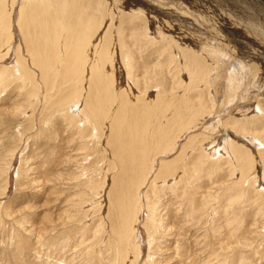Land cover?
<instances>
[{"label": "rangeland", "instance_id": "1", "mask_svg": "<svg viewBox=\"0 0 264 264\" xmlns=\"http://www.w3.org/2000/svg\"><path fill=\"white\" fill-rule=\"evenodd\" d=\"M26 1L28 0H0V264H133L137 252V264H149L147 263L148 259L155 260L157 264H264V145L255 141L250 134L255 131H244V135L241 134L243 130L239 129L242 123L232 125L235 120L247 121L245 126L250 127L257 125L259 128L264 125V117L260 122L256 121V125H250L253 123L254 115L251 112L252 108L257 112L256 101L263 102L264 100V80L260 88L257 89V93L250 98V103L252 106L254 105L248 109L250 111L247 110V104L245 107L243 106L244 109L239 106L231 113L236 117L229 118L227 112L230 110L225 109L228 105L224 104L227 91H224L221 78L214 79L211 87L217 91L219 89L218 96L223 100L219 97V102L215 104L214 112L209 117L195 119L193 124H190L192 129L189 126L188 129L175 131L173 124L170 125L173 128H167L172 134L170 143L179 137V142L177 141L176 145L178 147L173 148V152L154 153L151 147L160 145L161 139L150 135L157 133L167 122L171 123L173 114L170 112L171 109L165 111L161 116L162 111L159 108L163 107L162 100L176 98V100H180L178 105H183L182 99L185 97H190L195 102L198 98H208L206 97L207 89L203 83L195 85L198 89L194 90L193 88L192 91H189L191 89L188 85L190 78L188 71L184 68L183 59L182 65L178 67L176 66L178 62H169L167 57L170 53L175 54L176 51L183 52V54L196 52L199 55H208L209 58L213 55L218 56L215 54L219 49L218 43H224L223 39L229 40V37L233 42L238 41L242 46L241 49L245 50L242 53L244 54L242 55L243 60L240 58L238 61L237 57L233 56V60L237 62L235 67L237 73L241 71L240 74L243 76H240L239 83L241 81L249 83L253 80L254 77H251L253 72L249 67H253L255 63L258 67L264 64V0L255 2L254 0H249L250 2L248 0L244 2L243 0H143V2L141 0H86V2H91V5L98 4L93 6L97 9V13L88 10L87 17L80 16L82 23L88 24L89 34L92 33L91 38L89 37L90 44L86 46L88 57L86 65L90 66H86L83 73L80 74L76 72L79 69L70 68L72 59L68 63L70 61L68 58L71 57L68 54L63 55L68 60V64L63 63L65 60L61 64L54 63L45 82L40 75V69L32 64V58L28 52L35 47L39 48V46L41 49L42 47L46 48L47 39L45 40V37H48L47 34L50 35L52 31L51 21L56 20L57 16L55 17V15L61 11V3L68 4L67 9H69V7L72 8L73 0H61L62 2L48 0V2L45 1V5L39 2L35 4L34 2L38 0H29L30 4L33 3L30 7ZM149 1L151 5L163 12V16L156 14V11H150L148 7H143V4L148 5ZM257 3L259 7H254ZM38 10L40 11L38 12ZM134 10H142L145 15L138 19L133 18V23H129L128 19L131 18ZM259 10L260 12H257ZM18 12L24 14L19 15ZM62 12H58L57 20L62 18ZM49 16L53 19L51 20ZM2 18H8V20ZM60 21H63L64 24L62 29H66L65 32L68 33L67 20ZM43 24H49L47 27L50 30L49 28L45 30L46 26ZM68 24L72 25V21ZM112 24L113 26L115 24V27ZM99 26L101 27L99 28ZM78 28V30H82L84 27L80 25ZM143 28H145L146 37L141 35V32L144 31ZM119 31L121 32L118 33ZM100 33L103 34L102 37H100ZM118 34L122 37L121 39H124L122 42L130 54L132 67H134L131 68L132 77L128 76L121 49H118L120 48ZM170 39L174 48L168 47ZM97 40L99 41L97 42ZM105 41H107L106 48L109 50V60L107 59L103 66L96 67L95 64L100 57L97 53L101 52L98 49L105 47ZM111 44H116V46ZM207 46L209 47L207 48ZM229 47L231 48L230 43ZM231 49L234 51L233 48ZM44 55L49 58L53 56L48 52H44ZM225 56L228 57L226 54ZM51 61L53 62V59ZM110 63L111 65H109ZM16 65H18V71H16ZM20 65H22L21 68ZM6 69L9 70L8 73ZM172 69L176 72H173ZM247 69L250 74L247 73ZM55 70H58L59 73L54 75ZM259 71L260 69L257 73ZM24 72L29 74L25 76L28 77L27 80L21 76ZM243 72L245 73L243 74ZM100 74L108 77L100 78L98 77ZM172 74L174 75L172 76ZM51 76L55 81H51ZM89 77L93 78L92 81ZM167 77H170L171 80H168ZM181 82L183 86L179 84L177 86V83L181 84ZM141 84L148 87H143ZM38 85L39 87H37ZM75 85H78L79 92ZM155 88L158 93L154 90ZM161 88L164 90L160 91ZM170 88L172 91L169 90ZM145 89L148 90L144 93ZM187 89H189L188 92ZM100 90L102 91L100 92ZM123 90H128L129 97L134 99V102L128 103L126 107L120 104L124 98L120 94ZM81 91L83 92L81 93ZM77 93L80 94V97L71 98ZM114 93L116 100L113 98ZM223 93H225L224 96ZM98 96L100 99L96 98ZM103 99L107 104L101 102ZM117 100L120 101L117 102ZM155 100L157 101L155 102ZM142 101L143 103H141ZM204 101L203 103L210 104L209 101ZM115 103L120 104L121 112L123 111L125 119L129 121V125H122L118 131L110 129L113 119L116 118V111L120 109L116 107ZM147 103L154 106L149 110L146 108L149 113L143 116L144 110L141 112L137 108L142 109L143 104ZM262 105L264 107V103ZM233 106L235 104L231 108ZM70 107L72 109H69ZM95 115L97 119H94ZM130 116L133 120L130 119ZM244 117L246 118L243 120ZM185 118L187 119V117L181 116L176 120L182 123L183 120H186ZM159 120L163 122L161 123ZM143 121L150 125L145 129L150 136L148 137L144 133L146 143L150 141L147 143L148 145L146 144L148 152L145 156V168L141 170V164L139 170L137 169L138 160L136 162L128 161V159L132 160L133 156L125 150L130 139L128 134H135L136 129L141 132L146 126ZM230 125L232 127H229ZM176 136L177 139H175ZM232 140L236 141L238 146L242 145L243 150L250 152L253 160L251 166L247 161L241 163V160L238 161L233 154H230V151L228 153L225 150L227 142ZM180 149H183L185 154ZM254 149H257L255 154ZM186 151H188L187 154ZM166 155L167 158H164L163 156L166 157ZM179 155L180 157H178ZM185 156L187 157L184 158ZM255 158L259 161H256ZM168 161L175 169L171 172V176L164 178L159 175V171L165 164L164 162L169 164ZM150 165L154 166L150 168ZM243 165L244 168L241 170ZM148 171L150 172L145 175L144 183L140 184L143 174ZM178 177L180 178L178 179ZM167 180L168 183H164ZM153 181L155 184L152 183ZM164 188L166 189L164 190ZM137 191L141 195L139 196V201H141L138 202L140 204L136 205L135 203L139 219L137 218V221L132 224L133 230L131 229V232L126 235L123 231L124 228L120 227V221L125 215V220L127 219L129 222L131 214L121 209L120 203L123 201L125 204L129 200L135 199ZM175 193L176 195H174ZM177 194L179 195L177 196ZM258 194L260 195L258 196ZM152 204L157 209L155 217L162 219L165 228L153 224L148 208ZM122 234L126 235V241ZM136 239L139 240V243Z\"/></svg>", "mask_w": 264, "mask_h": 264}, {"label": "bare ground", "instance_id": "2", "mask_svg": "<svg viewBox=\"0 0 264 264\" xmlns=\"http://www.w3.org/2000/svg\"><path fill=\"white\" fill-rule=\"evenodd\" d=\"M29 1V0H28ZM28 1H26V2H28ZM45 1H47L48 2V0H38V1H36V2H34L35 4H37L38 2L39 3H43L42 5H45L44 3H45ZM51 1V0H50ZM59 1V0H58ZM61 1V0H60ZM63 1V0H62ZM61 1V2H62ZM92 1H94V0H92ZM116 1V0H115ZM206 1V0H205ZM218 1V0H217ZM220 1V0H219ZM235 1V0H234ZM245 0H243V2H244ZM249 1V0H248ZM256 0H254V2H255ZM25 2V3H26ZM54 2V1H53ZM71 2V1H70ZM70 2H69V5H70ZM141 2H143V0H141ZM141 2H138L139 4H142ZM150 2V1H149ZM148 2V5H145V4H143L142 6L145 8V7H148V9H150V11L152 10L153 12H155L156 14H159V15H161V16H163V12L161 11V10H159L158 8H156L155 6H153V5H151V2L149 3ZM180 2V1H179ZM201 2V1H200ZM211 2V1H210ZM222 3H223V1H221ZM226 2V1H225ZM224 2V3H225ZM238 3H239V1H237ZM250 2V1H249ZM251 2H253V1H251ZM29 4H27V5H29V7L31 6V4H33V3H31L30 4V2H28ZM58 3V2H57ZM72 3V8L71 7H69V9H67L68 7V4L67 5H65V3L64 2H62L61 3V11H58V12H62V11H65L63 14H61V16H62V18L60 19V20H67V27H69V31H68V33H66L65 31H66V29L65 30H63L62 28H63V26H64V24H63V21H60L59 20V18H58V20H57V17L59 16L58 15V12H57V14L55 15V19L56 20H52L53 18H51L50 16V18H51V23L53 24L52 26H53V28H51L52 29V31H51V33H50V35H48L47 34V36L48 37H45V40L47 41L46 43H47V45H45L46 46V48H44V47H42V49H41V47L39 46V48L38 47H35V48H33L31 51H29L28 53L31 55V58H32V64L35 66V67H38L39 69H40V72H41V74L40 75H42V78L44 79V81L43 82H45L47 79H48V74H49V71H51V68H52V66L54 65V63L55 64H61L62 63V61H64L65 60V62H63V63H65V64H68V63H70L71 62V59H72V63H70V68H72V69H74V70H77V69H79V71H76V72H79L80 74H82L83 73V71L85 70V67L86 66H90V65H86L87 64V62H88V60H87V55H86V46L87 45H89L90 44V39H89V37H90V35L92 34L91 32V34H89V32L87 31L88 29H89V26H88V24L86 23V25H84L83 23H82V21H81V19H80V16H82V17H85L86 15H87V13H88V10H90V12H93V13H97V9H95V7L93 8V6H94V4L95 3H93V5H91L89 2H86V0H73V2H71ZM97 3V2H96ZM117 3V2H116ZM118 3H119V1H118ZM137 3V4H138ZM230 3V2H229ZM232 3V2H231ZM260 3V2H259ZM3 4V3H2ZM50 4V3H49ZM54 4V3H53ZM90 4V5H89ZM130 4H131V2H130ZM179 4V3H178ZM213 4V3H212ZM234 4H236V3H234ZM245 4H247L246 2H245ZM254 4V3H253ZM22 5V4H21ZM26 5V4H25ZM27 5H26V7H27ZM77 5V6H76ZM81 5V6H80ZM95 5H98V4H95ZM99 5H100V3H99ZM106 5V4H105ZM108 5H109V3H108ZM108 5H107V7H108ZM125 5V4H124ZM180 5H182V3L180 2ZM241 5V4H240ZM248 5H250V4H248ZM3 6H5V5H3ZM18 6V5H17ZM53 6V5H52ZM76 6V7H75ZM110 6V5H109ZM126 6V5H125ZM130 6V5H129ZM138 6V5H137ZM205 6H206V4H205ZM245 6V5H244ZM255 6H258L259 7V4L257 3V5H254V7ZM20 7V6H19ZM38 7V6H37ZM42 7V6H41ZM50 7V6H49ZM92 7V8H91ZM97 7H99V6H97ZM128 7V6H127ZM139 7V6H138ZM184 7V6H183ZM186 7H187V5H186ZM190 7V6H189ZM229 7V6H228ZM32 8V7H31ZM123 8V7H122ZM185 8V7H184ZM261 8H263L262 6H261ZM2 9H3V7H2ZM20 9V8H19ZM18 9V10H19ZM30 9V8H29ZM191 9H193V8H191ZM23 10V9H22ZM26 10V9H25ZM25 10H24V12H25ZM41 10V9H40ZM40 10H38V12L40 11ZM55 10V9H54ZM108 10V9H107ZM187 10V9H186ZM194 10V9H193ZM261 10H263V9H261ZM190 11V10H189ZM195 11H197L196 9H195ZM264 11V10H263ZM21 12V11H20ZM20 12H18V14L19 15H21V14H24V13H21L20 14ZM51 12V11H50ZM107 12H109V11H107ZM257 12H260V10L259 11H257ZM5 13V12H4ZM27 13H28V11H27ZM26 13V14H27ZM47 13H48V11H47ZM46 13V14H47ZM190 13V12H189ZM188 13V14H189ZM107 15H109L108 13H106ZM176 14V13H175ZM6 15V14H5ZM29 16H30V14H28ZM105 15V14H104ZM132 16H131V18H129L128 19V22L129 23H133V18H136V19H138V18H141V17H143L145 14H144V12L142 11V10H134L133 12H132V14H131ZM149 15V14H148ZM174 15V14H173ZM193 15V14H192ZM196 15V14H195ZM7 16V15H6ZM6 16H5V18H6ZM9 16V15H8ZM38 16V15H37ZM47 16V15H46ZM160 16V17H161ZM180 16V15H179ZM66 17V18H65ZM87 17V16H86ZM105 17V16H104ZM108 17V16H107ZM155 17V16H154ZM153 17V18H154ZM240 17V16H239ZM5 18H2V19H5ZM65 18V19H64ZM146 18V17H145ZM181 18V17H180ZM221 19L223 18V17H220ZM9 19H10V17H9ZM23 19V18H22ZM31 19V18H30ZM33 19H34V17H33ZM84 19V18H83ZM88 19V18H87ZM105 19V18H104ZM103 19V20H104ZM147 19V18H146ZM6 21L8 20V18L7 19H5ZM26 20H28V19H26ZM85 20V19H84ZM102 20V21H103ZM106 20V19H105ZM104 20V21H105ZM141 20V19H140ZM151 20H153V19H151ZM157 20H159V19H157ZM218 20V19H217ZM241 20V19H240ZM5 21V22H6ZM10 21V20H9ZM8 21V22H9ZM20 21V20H19ZM38 22H40L39 20H37ZM49 21V22H50ZM72 21V25H70V24H68V22H71ZM75 21V22H74ZM136 21V20H135ZM17 23V22H16ZM33 23H35V22H33ZM102 23V22H101ZM113 23V22H112ZM143 23V22H142ZM162 23V22H161ZM221 23V22H220ZM230 23V22H229ZM26 24L28 25V23H27V21H26ZM50 24V23H49ZM49 24H43V25H45L46 26V29L45 30H47L49 27H47V26H49ZM90 24V23H89ZM2 25H4V24H2ZM80 25H82V27H84L82 30H78L79 28L78 27H80ZM10 26V25H9ZM51 26V27H52ZM74 26H76L77 28H75ZM91 26V25H90ZM112 26H113V24H112ZM215 26V25H214ZM101 26H99V28H100ZM113 27H115V24H114V26ZM255 27V26H254ZM58 28H59V30H58ZM98 28V29H99ZM140 28V27H139ZM228 28V27H227ZM245 28V27H244ZM259 28V27H258ZM4 29V28H3ZM104 29V28H103ZM102 29V30H103ZM108 30H109V28H107ZM113 29V28H112ZM138 29V28H137ZM215 29V28H214ZM264 29V28H263ZM45 30H43V31H45ZM49 30H50V28H49ZM58 30V31H57ZM91 30V29H90ZM143 32H141V35H142V37H146L147 35H146V33H145V28H143ZM227 30V29H226ZM248 30V29H247ZM66 33V35L64 36V32ZM112 31V30H111ZM230 31V30H229ZM95 32H97V31H95ZM94 32V33H95ZM121 31H119L118 33H120ZM162 32H164V31H162ZM226 32V31H225ZM231 32V31H230ZM47 33H48V31H47ZM93 33V34H94ZM107 33H108V31H107ZM138 34L140 33V32H137ZM155 33V32H154ZM253 33V32H252ZM96 34V33H95ZM94 34V35H95ZM109 34V33H108ZM229 34V33H228ZM235 34V33H234ZM264 34V33H263ZM8 35V34H7ZM100 35V37H102V35L103 34H99ZM117 35V34H116ZM153 35V34H152ZM166 35V34H165ZM223 35H225V34H223ZM236 35V34H235ZM71 36V37H70ZM97 36V35H96ZM139 36V35H138ZM217 36V35H216ZM9 37H10V35H9ZM8 37V38H9ZM35 37V36H34ZM95 37V36H94ZM99 37V36H98ZM203 37V36H202ZM236 37H238L237 35H236ZM235 37V38H236ZM241 37V36H240ZM91 38V37H90ZM122 37L118 34V42H120V45H119V47L120 48H118V49H121V52H122V58H123V61H124V63H125V67H126V69H127V71H128V76L130 77L131 75H132V72L133 71H131V68H134V67H132V63H131V58H130V54H129V52H128V49L127 48H125L124 47V43L122 42V40L124 41V39H121ZM140 38V37H139ZM100 39H102V38H100ZM226 39V38H225ZM225 39H223V42L224 43H221V42H217V41H215V42H217L219 45H218V48L220 49H218L217 50V48L215 47V46H213L214 47V49L216 48V53L215 54H218V56L217 55H213V57L211 56L210 58H209V56L207 55V56H203L204 54H201V55H199V54H196V52H188V53H185V54H183V52H179V51H176V53L175 54H169V57H167L168 59H169V62H173V61H176V62H178V65H176V66H178L179 67V65H182V59H183V64H184V68L188 71V74H189V80H190V82H189V86L191 87V89L189 90V89H187V92H188V90L189 91H192L193 90V88H194V90H196V89H198V88H196V86L195 85H197V84H200V85H202L201 83H203V86L207 89V92H206V94H207V96L206 97H208V98H204V97H202V98H198V100H197V102H195V101H193V100H191V98L189 97H185V98H183L182 100L184 101V104L183 105H178V103H179V101L180 100H176V98L174 99V100H162L163 102H162V105H163V107H162V109H161V107L159 108L161 111H162V114H161V116H163L164 115V113H165V111H168L169 109H171V113H173L172 114V120H171V123L170 124H168L169 122H167L161 129H159L158 131H157V133H155V134H150L151 136H153V137H158V138H160L161 139V143H160V145L158 144V145H156L155 147H151V148H153L152 150H153V152L154 153H158V154H161V153H165V154H167L168 152H170V151H172L173 150V148H177L176 147V145H177V141H178V139H179V137H178V139H177V136H176V138L175 139H177V140H174V141H172V143H170L171 142V140H172V134H171V131H168V127H172V126H170L171 124H173V127H174V129H175V131L177 130V129H181V130H185V129H188L189 128V126H190V124L195 120V119H200V118H202V119H205V118H207V117H209V115H211L213 112H214V109H215V104L217 103V102H219V97L220 96H218V91H219V89H218V91H217V89H213L211 86H212V83H214L213 82V80L215 79L216 80V78L218 79V78H221V83H222V86L224 87V91H227L226 93V97H225V102H224V104H225V106L226 105H228V106H226L225 107V109H229L230 111H226L227 112V114H228V117L230 118L231 116H232V118L233 117H236L235 115H232L231 113H233L234 111H235V109H236V107H239V106H241L242 108H243V106L245 107V105L247 104V110L248 109H250V108H252L253 106H252V104L250 103L251 102V100H250V98H251V96L252 95H254L255 93H257V89L258 88H260V86H261V84H262V82H263V80H264V64L261 66V67H258V65H256V63H255V65L253 66V67H249L250 68V71H252L253 73H252V75L253 76H251V77H254L253 78V80L251 81V82H249V83H246V82H244V81H241V83H239V81L241 80V78H240V76L241 77H243L242 76V74H240L241 73V71H240V73H237V69L235 68L236 67V65H237V62H236V60H233L234 58H233V56H235V57H237V59H238V61H240L239 59L241 58L242 59V55H244V54H242L245 50H243V48L241 49V44L237 41V42H233V41H231V39L228 37V39L229 40H225ZM7 40V39H6ZM9 40V39H8ZM7 40V41H8ZM31 40V39H30ZM42 40V39H41ZM103 40V39H102ZM137 40H138V38H137ZM143 40V39H142ZM161 40V39H160ZM93 41H94V39H93ZM99 40H97V42H98ZM101 41V40H100ZM104 41V40H103ZM111 41V40H110ZM207 41V40H206ZM4 42V41H3ZM19 42V41H18ZM25 42H27V41H25ZM92 42V41H91ZM136 42H138V41H136ZM139 42H141V41H139ZM162 42V41H161ZM208 42V41H207ZM233 42V43H232ZM246 42V41H245ZM8 43V42H7ZM45 43V42H44ZM43 43V44H44ZM99 43H101V42H99ZM106 43H107V41H105V47L103 48L102 47V49H98V50H101V52H99V53H97L98 54V56H100L99 57V59H98V61H97V63L96 62H93L94 64H95V66L96 67H99L100 65L101 66H103V64H104V62L108 59V57H109V50L106 48ZM113 43V42H112ZM115 43V42H114ZM148 43V42H147ZM211 43V42H210ZM229 43L231 44V48H233V50L234 51H232V49L229 47ZM239 43V44H238ZM243 43V42H242ZM31 44V43H30ZM30 44H29V46H30ZM41 44V43H40ZM95 44V43H94ZM102 44V43H101ZM213 44V43H212ZM216 44V43H215ZM252 44V43H251ZM21 45V44H20ZM23 45V44H22ZM93 45V44H92ZM112 46H116V44H111ZM134 45V44H133ZM141 45V44H140ZM152 45V44H151ZM162 45V44H161ZM175 45V44H174ZM210 45V44H209ZM32 46V45H31ZM112 46H111V48H112ZM150 46V45H149ZM166 46V45H165ZM179 46H181V45H179ZM98 47H100V46H98ZM168 47L169 48H174L173 47V45H172V41H171V39L168 41ZM209 46H207V48H208ZM10 48V47H9ZM89 48H90V46H89ZM145 48V47H144ZM152 48V47H151ZM166 48V47H165ZM97 49V48H96ZM114 49V48H113ZM117 49V48H116ZM195 49H196V47H195ZM22 50V49H21ZM88 50V49H87ZM97 50V51H98ZM112 50V49H111ZM110 50V51H111ZM134 50V49H133ZM166 50H167V48H166ZM194 50V49H193ZM199 50H201L200 48H199ZM243 50V51H242ZM252 50V49H251ZM261 50V49H260ZM195 51V50H194ZM203 51H204V49H203ZM250 51V50H249ZM44 52L46 53V52H48L49 54L51 53V55H53L52 57H47V56H45L44 55ZM92 52V51H91ZM117 52V51H116ZM207 52V51H206ZM262 52H263V49H262ZM23 53V52H22ZM88 53H89V51H88ZM93 53H95L94 51H93ZM111 53V52H110ZM169 53V52H168ZM210 53V52H209ZM222 53H223V56H222ZM246 53V52H245ZM25 54V53H24ZM28 54V55H29ZM66 54H68L71 58H68V59H70V61L68 62V60L66 59V57L64 58L63 57V55L65 56ZM91 54V53H90ZM161 55L163 54V53H160ZM225 54L228 56L227 58H226V56H225ZM249 54V53H248ZM89 55V54H88ZM92 55V54H91ZM91 55H89V56H91ZM161 55H158V56H161ZM246 55V54H245ZM23 56V55H22ZM96 56V55H95ZM102 56V57H101ZM246 56H248V55H246ZM259 56H260V54H259ZM112 57V56H111ZM110 57V58H111ZM163 57V56H162ZM165 57V56H164ZM260 57H262V56H260ZM114 58V57H113ZM251 58V57H250ZM53 59V62L51 61V60ZM105 59V60H104ZM168 59H166V60H168ZM236 59V58H235ZM254 59V58H253ZM94 60V59H93ZM109 60V59H108ZM160 60V59H159ZM243 60V59H242ZM241 60V61H242ZM257 60V59H256ZM261 60V59H260ZM89 61H91V59H89ZM135 61V60H134ZM155 61V60H154ZM163 61H164V59H163ZM163 61H162V63H163ZM245 61V60H244ZM243 61V62H244ZM68 62V63H67ZM112 62V61H111ZM114 62V61H113ZM120 62H121V60H120ZM166 62V61H165ZM168 62V63H169ZM243 62H240V63H243ZM247 62V61H246ZM109 63V62H108ZM122 63V62H121ZM157 63V62H156ZM161 63V62H160ZM167 63V62H166ZM174 63V62H173ZM259 63H260V61H259ZM261 63H263V62H261ZM31 64V65H32ZM107 64V63H106ZM164 64V63H163ZM252 64V63H251ZM25 65H26V63H25ZM32 65V66H33ZM108 65V64H107ZM106 65V66H107ZM109 65H111V63L109 64ZM154 65V64H153ZM159 65V64H158ZM243 65V64H242ZM56 66V65H55ZM58 66V65H57ZM65 66V65H64ZM119 66V65H118ZM245 66V65H244ZM249 66V65H248ZM247 66V67H248ZM250 66H252V65H250ZM16 67V71H18V65H16L15 66ZM22 67V65H20V68ZM26 67H27V65H26ZM116 67V66H115ZM167 67V66H166ZM29 68V67H28ZM58 68V67H57ZM76 68V69H75ZM156 68V67H155ZM169 68H171V67H169ZM176 68V67H175ZM246 68V67H245ZM108 69V68H107ZM260 69V71H259V73H257V71ZM5 70V69H4ZM3 70V71H4ZM15 70V69H14ZM14 70H12V71H14ZM115 70V69H114ZM137 70H139V69H137ZM144 70V69H143ZM157 70V69H156ZM169 70V69H168ZM178 70V69H177ZM183 70V69H182ZM248 70V69H247ZM247 70H246V72H247ZM6 71H7V69H6ZM6 71H4V72H6ZM9 71V70H8ZM8 71H7V73H8ZM37 71V70H36ZM106 71H108V70H106ZM136 71V70H135ZM167 71V70H166ZM170 71V70H169ZM172 71H173V69H172ZM243 71V70H242ZM250 71L248 70V72L247 73H249L250 74ZM3 72V73H4ZM88 72V71H87ZM92 72V71H91ZM98 72V71H97ZM114 72V71H113ZM123 72V71H122ZM140 72V71H139ZM173 72H176V71H173ZM10 73V72H9ZM16 73V72H15ZM55 73H59V71L58 70H55V72H54V75H55ZM85 73V72H84ZM89 73V72H88ZM93 73V72H92ZM100 73H101V71H100ZM126 73V72H125ZM147 73V72H146ZM165 73V72H164ZM164 73H163V75H164ZM183 73V72H182ZM184 73H186V72H184ZM245 72H243V74H244ZM5 74V73H4ZM23 75H21L22 76V78L25 80H27L28 79V77H25L26 75H29V74H27L26 72H24V73H22ZM52 74V73H51ZM103 74V73H102ZM102 74H100V76L98 75V77H100V78H102V77H108L107 75H102ZM115 74V73H114ZM139 75H140V73H138ZM143 74H145V73H143ZM170 74V73H169ZM178 75H179V73H177ZM188 74H186V75H188ZM249 74H248V77H249ZM10 75V74H9ZM56 75H59V74H56ZM84 75V74H83ZM82 75V76H83ZM88 75V74H87ZM127 75V74H126ZM174 74H172V76H173ZM181 75V74H180ZM183 75V74H182ZM185 75V76H186ZM16 76V75H15ZM89 76H91V75H89ZM127 76V77H128ZM167 76V75H166ZM165 76V77H166ZM185 76H182V77H185ZM17 77V76H16ZM30 77V76H29ZM50 77V76H49ZM52 77V76H51ZM58 77V76H57ZM132 77V76H131ZM145 77V76H144ZM154 77H156L155 75H154ZM154 77H152V78H154ZM158 77V76H157ZM187 77V76H186ZM247 77V78H248ZM86 78H87V76H86ZM90 78V77H89ZM142 78V77H141ZM149 78V77H148ZM151 78V80H154V79H152ZM159 78V77H158ZM161 78V77H160ZM168 78V77H167ZM166 78V79H167ZM170 78V77H169ZM168 78V80H171V79H169ZM173 78V77H172ZM246 78V79H247ZM36 79V78H35ZM51 79V78H50ZM91 79H93V78H90V80ZM137 79V78H136ZM164 79V78H163ZM179 79V78H178ZM184 79H186V78H184ZM183 79V80H184ZM187 79H188V77H187ZM186 79V80H187ZM248 79H251V78H248ZM20 80V79H19ZM37 80V79H36ZM54 80V77H52V79H51V81H53ZM57 80V79H56ZM87 80V79H86ZM126 80H128V79H126ZM138 80H139V78H138ZM149 80V79H148ZM158 80V79H157ZM161 80V79H160ZM181 80H182V78H181ZM188 80V81H189ZM1 81V80H0ZM50 81V80H49ZM55 81V80H54ZM59 81V80H58ZM58 81H56V82H58ZM92 81V80H91ZM140 81V80H139ZM142 81V80H141ZM145 81V80H144ZM143 81V82H144ZM163 81V80H162ZM246 81V80H245ZM41 82V81H40ZM85 82H87V81H85ZM184 82V81H183ZM42 83V82H41ZM52 83V82H51ZM127 83V82H126ZM155 83V82H154ZM165 83V82H164ZM216 83H218V82H216ZM49 84V83H48ZM55 84H57V83H55ZM86 84V83H85ZM91 84V83H90ZM134 84V83H133ZM145 84V83H144ZM147 84V83H146ZM166 84V83H165ZM168 84H169V82H168ZM167 84V85H168ZM170 84H171V82H170ZM181 85V86H183L182 85V82H181V84L180 83H177V86H179V85ZM184 84H186V83H184ZM43 85V84H42ZM51 85V84H50ZM49 85V86H50ZM59 85V84H58ZM60 85H61V82H60ZM59 85V86H60ZM83 85V87H84V84H82ZM142 85V84H141ZM140 85V86H141ZM160 85V84H159ZM243 85V86H242ZM63 86H65V85H63ZM75 86H77V88H78V85H75ZM81 86V85H80ZM105 86V85H104ZM143 86V85H142ZM151 86V85H150ZM170 86V85H169ZM213 86H215V85H213ZM37 87H39V85L37 86ZM94 87H95V85H94ZM97 88H98V85L96 86ZM100 87V86H99ZM119 87V86H118ZM129 87V86H128ZM143 87H148V86H143ZM143 87H141V88H143ZM166 87V86H165ZM168 87V86H167ZM173 87V86H172ZM171 87V88H172ZM199 87H202V86H199ZM54 88H55V86H54ZM56 88H58V87H56ZM82 88V87H81ZM86 88V87H85ZM89 88V87H88ZM115 88V87H114ZM137 88V87H136ZM169 88V87H168ZM171 88L169 89V90H171ZM178 88V87H177ZM180 88V87H179ZM186 88H187V86H186ZM216 88H218V87H216ZM61 89V88H60ZM63 89H64V87H63ZM105 89V88H104ZM162 89L163 88H161V89H159L160 91H162ZM182 89H184V88H182ZM41 90V89H40ZM52 90V89H51ZM57 90H59V89H57ZM66 90V89H65ZM79 88H78V90H77V92H79ZM85 90V89H84ZM96 90V89H95ZM126 90V89H125ZM125 90H123L120 94L124 97L121 101V103L120 104H122L124 107H126V105L128 104V103H130L131 104V102H134L133 100L134 99H131L130 97H129V95H128V93H127V91H125ZM133 90H134V88H133ZM146 90H148V89H145L143 92L145 93V91ZM154 90H156V88L154 89ZM158 90V91H159ZM164 90V89H163ZM184 90H186V89H184ZM38 92H39V90H37ZM61 91V90H60ZM62 91H64V90H62ZM92 91V90H91ZM102 90H100V92H101ZM109 91V90H108ZM159 91V92H160ZM172 91V90H171ZM175 91V90H174ZM179 91H181V90H179ZM224 91H222V92H224ZM37 92V93H38ZM46 92V91H45ZM70 92V91H69ZM68 92V93H69ZM83 91H81V93H82ZM117 92V91H116ZM137 92V91H136ZM142 92V91H141ZM143 92H142V94H143ZM156 92H157V90H156ZM167 92V91H166ZM42 93V92H41ZM67 93V94H68ZM86 93H87V90H86ZM103 93V92H102ZM158 93V92H157ZM162 93V92H161ZM179 93V92H178ZM39 94V93H38ZM43 94V93H42ZM59 94V93H58ZM66 94V95H67ZM92 94H93V92H92ZM134 94V93H133ZM136 94V93H135ZM152 94V93H151ZM185 94H187V93H185ZM224 94L225 93H223L222 95L224 96ZM263 94V93H262ZM48 95V94H47ZM65 95V94H64ZM80 94L79 93H77V94H74L71 98H78V97H80L79 96ZM91 95V94H90ZM99 95V94H98ZM137 95V94H136ZM136 95H134V96H136ZM158 96H159V94H157ZM161 95H163L164 96V94H161ZM166 95H167V93H166ZM175 95V94H174ZM39 96V95H38ZM41 96V95H40ZM82 96V95H81ZM94 96H95V94H94ZM145 96H146V94H145ZM155 96V95H154ZM170 96V95H169ZM185 96V95H184ZM258 96V95H257ZM264 96V95H263ZM58 97H59V95H58ZM63 97V96H62ZM92 97V96H91ZM90 97V98H91ZM104 97V96H103ZM160 97V96H159ZM172 97V96H171ZM259 97H261V96H259ZM258 97V98H259ZM61 98V97H60ZM67 98V97H66ZM65 98V99H66ZM97 99L99 98V96L98 97H96ZM113 98L115 99L116 97H115V93L113 94ZM112 98V99H113ZM158 98V97H157ZM157 98H155V99H157ZM221 98V97H220ZM263 98V97H262ZM34 99V98H33ZM32 99V100H33ZM74 99H71V100H74ZM84 99V98H83ZM100 99V98H99ZM109 99V98H108ZM177 99H179V98H177ZM222 99V98H221ZM257 99V98H256ZM116 100V99H115ZM176 100V101H175ZM204 100H207V101H209V105L208 104H206V103H203V102H205ZM218 100V101H217ZM223 100V99H222ZM221 100V101H222ZM250 100V101H249ZM262 100V99H261ZM49 101V100H48ZM54 101V100H53ZM106 102V101H104V99L103 100H101V102ZM118 101H120V100H117V102ZM157 100H155V102H156ZM33 102V101H32ZM68 102V101H67ZM75 102V101H74ZM182 102V101H181ZM241 102H243L242 104H241ZM257 102V106H256V108H257V112H255L254 110H253V108H252V110H251V112L254 114L253 115V120H252V122L253 123H251L250 125H256V121H259L260 122V120L262 119V117H264V107H263V105H262V103H264V100H263V102L262 101H256ZM48 103V102H47ZM57 103V102H56ZM73 103V102H72ZM138 103V102H137ZM141 103H143V101L141 102ZM149 103H150V100H149ZM221 103V102H220ZM61 104V103H60ZM68 104V103H67ZM76 104H77V102H76ZM89 104V103H88ZM105 104V103H104ZM106 104H107V102H106ZM117 103H115V105H116ZM119 104V105H120ZM136 104V103H135ZM176 104V105H175ZM233 104H235V106H233L232 108H231V106L233 105ZM64 105H65V102H64ZM69 105V104H68ZM83 105H84V103H83ZM90 105V104H89ZM96 105V104H95ZM111 105V104H110ZM118 105V104H117ZM116 105V107H118V108H120L119 107V105L117 106ZM121 105V106H122ZM59 106V105H58ZM81 106V105H80ZM91 106V105H90ZM131 106V105H130ZM154 106V105H153ZM151 104H143V108L142 109H138L137 108V110H141V112H142V110H144V112H142V113H144V115L142 114V113H140V114H142L143 116H145L146 115V113H149L148 111H147V109L149 110V109H151L152 107H153ZM82 107V106H81ZM92 107V106H91ZM113 107H115V106H113ZM159 107V106H158ZM103 108L105 109V107L103 106ZM147 108V109H146ZM69 109H72L71 107L69 108ZM89 109V108H88ZM103 109V110H104ZM116 109V108H115ZM158 109V110H159ZM244 109V108H243ZM243 109H242V111H243ZM60 110V109H59ZM80 110V109H79ZM84 110V109H83ZM93 110V109H92ZM101 110V109H100ZM110 110V109H109ZM114 110V109H113ZM136 110V111H137ZM157 110V111H158ZM234 110V111H233ZM120 111V112H119ZM139 111L137 112V114L139 113ZM153 111V110H152ZM156 111V112H157ZM248 111H250V110H248ZM247 111V112H248ZM160 112V111H159ZM158 112V113H159ZM239 113L241 112L240 110L238 111ZM246 112V111H245ZM68 113V112H67ZM87 113V112H86ZM88 113H89V111H88ZM96 113V112H95ZM115 113V112H114ZM129 113H130V111H129ZM136 113V112H135ZM71 114V113H70ZM75 114V113H74ZM77 114V113H76ZM84 114V113H83ZM103 114H106V113H103ZM103 114H101V117H103L102 115ZM112 114V113H111ZM126 114V113H125ZM128 114V113H127ZM159 114V115H160ZM169 114V113H168ZM167 114V115H168ZM187 114H188V116H187ZM215 114V113H214ZM243 114V113H242ZM241 114V115H242ZM67 115V114H66ZM66 115H65V117H66ZM69 115V114H68ZM67 115V116H68ZM91 115V114H90ZM92 115H94V114H92ZM91 115V116H92ZM141 115V117H143ZM238 115V114H237ZM252 115V114H251ZM75 116V115H74ZM90 116V117H91ZM115 116V115H114ZM158 116V115H157ZM181 116H183V117H187V119L186 120H183L182 121V123L181 122H177V118L178 117H181ZM71 117V116H70ZM81 117V116H80ZM97 116L95 115V117H94V119H97L96 118ZM116 118H114L113 120L114 121H112V128L110 127V129H112L113 131H114V129L116 130V131H118V129H119V127H122V125H126V124H128L129 125V121L128 120H126L125 118L126 117H124V113H123V111L121 112V108L120 109H118V111H116V116H115ZM127 117H129V116H127ZM136 117V116H135ZM134 117V118H135ZM138 117V116H137ZM153 117V116H152ZM154 117H155V115H154ZM160 117V116H159ZM225 117V116H224ZM242 117V116H241ZM107 118V117H106ZM140 118V117H139ZM226 118V117H225ZM246 117H244L243 118V120L245 119ZM249 118H251L250 116H249ZM248 118V119H249ZM251 118V119H252ZM82 119V118H81ZM88 119H90V118H88ZM108 119V118H107ZM107 119H105V120H107ZM130 119H132L131 118V116H130ZM142 119V118H141ZM154 119H156V118H154ZM201 119V120H202ZM214 119V118H213ZM218 119V118H217ZM216 119V120H217ZM221 119V118H220ZM224 119V118H223ZM236 119H238V118H236ZM86 120V119H85ZM133 120V119H132ZM136 120V119H135ZM143 120V119H142ZM180 120V119H179ZM182 120V119H181ZM225 120V119H224ZM229 120V119H228ZM241 120V119H240ZM247 120V119H246ZM90 121H92V120H90ZM109 121V120H108ZM126 121V123H124ZM154 121V120H153ZM160 121V120H159ZM76 122H77V118H76ZM89 122V121H88ZM95 122H97V121H95ZM106 122V121H105ZM135 122V121H134ZM144 122V121H143ZM142 122V123H143ZM146 122V121H145ZM144 122V124H146ZM155 122L157 123V121L155 120ZM161 122V121H160ZM163 122V121H162ZM161 122V123H162ZM227 122V121H226ZM262 122V121H261ZM80 123H81V120H80ZM85 123V122H84ZM98 123V122H97ZM132 123V122H131ZM234 124H232V125H238V123H242L241 125L242 126H240L239 127V129L241 128V130H243L242 132L243 133H241V134H244L246 131H255V133H250V134H252V137L255 139V141L257 140V141H259L260 142V144L261 145H264V125L262 126V127H259L258 128V126L256 125V127H250V126H245L246 124H247V121L246 122H239V120L237 121V120H235L234 122H233ZM249 123H250V120H249ZM78 124V123H77ZM86 124V123H85ZM89 124V123H88ZM136 124V123H135ZM143 124V125H144ZM193 124V123H192ZM221 124V123H220ZM90 125V124H89ZM202 125V124H201ZM211 125V124H210ZM222 125V124H221ZM232 125H230L229 127H232ZM77 126V125H76ZM130 126H132V125H130ZM148 126H150V125H148V124H146V126H145V128H143L142 129V131L141 132H139V131H137V129L135 130V134H128L129 135V137L128 138H130L129 139V141L127 142V147H126V150H125V152H130L129 153V155H131L132 154V156H133V159L131 160V159H128V161H130V162H132V161H134V162H136L137 160H138V168L137 169H139L140 170V165L142 164V166H141V170H143L144 168H145V164H146V160H145V156H146V154H147V150H148V142L150 141L149 140V138H148V140L149 141H147V143H146V137H145V135L147 134V132H146V128L148 127ZM220 126V125H219ZM222 126H224V125H222ZM78 127H81V126H78ZM77 127V128H78ZM98 127V126H97ZM96 127V128H97ZM137 127V126H136ZM172 127V128H173ZM175 127H177V128H175ZM185 127V128H184ZM234 127H236V126H234ZM95 128V127H94ZM94 128H92V129H94ZM99 128V127H98ZM129 128V127H128ZM168 128V129H167ZM183 128V129H182ZM190 128H191V126H190ZM199 128V127H198ZM258 128V129H257ZM84 129V128H83ZM121 129H123V128H121ZM126 129H127V127H126ZM192 129V128H191ZM195 129H197V128H195ZM204 129V128H203ZM212 129V128H211ZM129 130V129H128ZM139 130V129H138ZM141 130V129H140ZM150 130V129H149ZM221 130V129H220ZM223 130V129H222ZM221 130V131H222ZM238 130V129H237ZM100 131V130H99ZM99 131H98V133H99ZM131 131V130H130ZM190 131V130H189ZM192 131V130H191ZM209 131H210V129H209ZM245 131V132H244ZM101 132V131H100ZM228 132V131H227ZM233 132V131H232ZM231 132V133H232ZM81 133V132H80ZM102 133V132H101ZM117 133V132H116ZM121 133V132H120ZM126 133V132H125ZM144 133H145V135H144ZM186 133V132H185ZM192 133V132H191ZM247 133H249V132H247ZM246 133V134H247ZM124 134V133H123ZM122 134V135H123ZM225 134H228V133H225ZM149 135V136H150ZM174 135V134H173ZM182 135V134H181ZM185 135V134H184ZM224 135V134H223ZM230 135V134H229ZM245 135V134H244ZM248 135V134H247ZM88 136V135H87ZM109 136V135H108ZM117 136V135H116ZM147 136H148V134H147ZM148 136V137H149ZM94 137V136H93ZM125 137V136H124ZM152 137V138H153ZM180 137H182V136H180ZM228 137V136H227ZM229 137H231V135L229 136ZM234 137V136H233ZM232 137V138H233ZM242 137V136H241ZM245 137V136H244ZM249 137H251V136H249ZM111 138V137H110ZM116 138V137H115ZM126 138V137H125ZM151 138V137H150ZM151 138V139H152ZM224 138V137H223ZM199 139V138H198ZM211 139V138H210ZM218 139V138H217ZM221 139H222V136H221ZM124 140V139H123ZM235 140H236V138H235ZM242 140H244V139H242ZM248 140V139H247ZM199 141V140H198ZM208 141V140H207ZM211 141V140H210ZM246 141V140H245ZM158 142V141H157ZM179 142V141H178ZM195 143H197V142H195ZM194 143V144H195ZM212 143H213V141H212ZM216 143H219V142H216ZM224 143V142H223ZM237 142L235 141H228L227 142V144H226V146H225V150H227L228 151V153H229V151H230V154H233L234 156H235V158L238 160V161H240L241 160V163H243V161H247L250 165L249 166H251V164L253 163V160H252V157H251V154H250V152L249 151H245V150H243V148H242V145H237L236 144ZM239 143H240V141H239ZM246 143H247V141H246ZM147 144V145H146ZM151 144V143H150ZM155 144V143H154ZM153 144V145H154ZM179 144H181V143H179ZM184 144H185V142H184ZM241 144V143H240ZM248 144V143H247ZM211 145V144H210ZM223 145V144H222ZM246 145V144H245ZM254 145V144H253ZM114 146V145H113ZM123 146H124V144H123ZM188 146V145H187ZM195 146H196V144H195ZM207 146H209V145H207ZM218 146V145H217ZM216 146V147H217ZM220 146V145H219ZM251 146V145H250ZM211 147V146H210ZM221 147V146H220ZM244 147V146H243ZM246 147V146H245ZM253 147H255V146H253ZM257 147V146H256ZM259 147V146H258ZM215 148V147H214ZM249 148V147H248ZM186 149V148H185ZM212 149V148H211ZM262 149V148H261ZM196 150V149H195ZM210 150V149H209ZM222 150V149H221ZM255 150H257V149H254V154H255ZM149 151H150V149H149ZM180 151H182L183 152V149L181 150L180 149ZM190 151V150H189ZM203 151H204V149H203ZM212 152H213V150H211ZM173 152V151H172ZM187 152L188 151H186V154H187ZM193 152H194V150H193ZM206 152V151H205ZM209 152V151H208ZM224 152V151H223ZM261 152H262V150H261ZM184 153V152H183ZM190 154L192 153V150H191V152H189ZM188 153V154H189ZM199 153V152H198ZM225 153V152H224ZM152 154V153H151ZM185 154V153H184ZM217 154V153H216ZM206 155V154H205ZM211 155V154H210ZM222 155V154H221ZM183 156V155H182ZM188 156V155H187ZM187 156H185L184 158H186ZM198 156V155H197ZM213 156V155H212ZM255 156V155H254ZM263 156V155H262ZM164 158H167V155H166V157L165 156H163ZM178 157H180V155L178 156ZM189 157V156H188ZM195 157V156H194ZM208 157V156H207ZM207 157H205V158H207ZM220 157V156H219ZM221 157H223V156H221ZM184 158H183V160H184ZM153 160H154V158H152ZM175 160L177 159V158H174ZM208 159V158H207ZM256 159V158H255ZM155 161V160H154ZM164 161V160H163ZM200 161V160H199ZM228 161V160H227ZM256 161H259L258 159H256ZM177 162H178V160H177ZM189 162V161H188ZM191 162V161H190ZM229 162V161H228ZM155 163V162H154ZM154 163H152V164H154ZM161 164L163 163V162H160ZM165 164L163 165V166H161V168H160V171H159V175L160 176H162V177H164V178H167L170 174H171V172L175 169V168H172L171 166V162H169L168 161V163L169 164H166V162H164ZM193 163V162H192ZM264 163V162H263ZM262 163V164H263ZM148 164V163H147ZM159 164V163H158ZM160 164V165H161ZM173 164H174V162H173ZM185 164V163H184ZM187 164V163H186ZM204 164H205V162H204ZM257 164H261V163H257ZM155 165V164H154ZM154 165H150V168H152V166H154ZM176 165V164H175ZM175 165H174V167H175ZM188 165V164H187ZM193 165V164H192ZM197 164L195 163V166H196ZM232 165H234V164H232ZM185 166V165H184ZM136 167V166H135ZM198 167V166H197ZM200 167V166H199ZM156 168V167H155ZM154 168V169H155ZM194 168V167H193ZM196 168V167H195ZM217 168V167H216ZM215 168V169H216ZM244 168V165L243 166H241V170ZM250 168V167H249ZM257 168V167H256ZM255 168V169H256ZM137 169H136V172H137ZM157 169V168H156ZM197 169V168H196ZM201 169V168H200ZM217 169H220V168H217ZM260 169H262V168H260ZM187 170V169H186ZM193 170V169H192ZM238 171V170H237ZM258 171V170H257ZM150 171H148L147 173H145V174H143V179H142V182H140V184H142V183H144V177H145V175L146 174H148ZM157 172V171H156ZM155 172V173H156ZM190 172V171H189ZM193 172V171H192ZM153 173V172H152ZM176 173V172H175ZM183 173V172H182ZM187 173H188V171H187ZM194 173H195V170H194ZM193 174V173H192ZM236 174V173H235ZM177 175H179V174H177ZM171 176V175H170ZM181 176H184V175H181ZM149 177V176H148ZM152 177V176H151ZM175 177V176H174ZM185 177V176H184ZM260 177V176H259ZM176 178V177H175ZM180 177H178V179H179ZM185 178H187V177H185ZM173 179V178H172ZM177 179V178H176ZM183 179V178H182ZM181 179V180H182ZM195 179V178H194ZM147 180V179H146ZM161 180V179H160ZM168 180H170V179H168ZM168 180H167V182H165L164 181V183H168ZM186 180V179H185ZM162 181H163V179H162ZM175 181H177V180H175ZM160 182V181H159ZM179 182H180V180H179ZM263 182V181H262ZM152 183H154V181L152 182ZM178 183V182H177ZM177 183H174V184H177ZM252 183V182H251ZM140 184H139V186H140ZM155 184V183H154ZM173 184V185H174ZM240 184V183H239ZM250 184V183H249ZM259 184H260V182H259ZM188 185V184H187ZM238 185V184H237ZM138 186V187H139ZM259 186V185H258ZM257 186V187H258ZM166 187V186H165ZM172 188V187H171ZM166 188H164V190H165ZM178 189V188H177ZM137 190H138V188H137ZM183 190V189H182ZM259 190H261V189H259ZM138 192L139 191H137L136 193H135V199H132V201H130L129 200V202L128 203H123V201L120 203V207H121V209H123L124 211H126V213L127 212H129L130 214H131V217H129V222H128V220L126 219L125 220V215H123V219H122V221H120V227H123L124 228V232H125V234L127 235V233H129V232H131V229L133 230V228H132V224L133 223H135L136 221H137V218H138V211L136 210V207H135V203H136V205H139L138 204V202H140L139 201V196H141V195H139L138 194ZM238 192V191H237ZM260 192V191H259ZM240 193H242V192H240ZM239 193V194H240ZM257 193V192H256ZM174 195H176V193L174 194ZM179 194H177V196H178ZM183 195V194H182ZM260 194H258V196H259ZM181 196V195H180ZM234 197H237V196H234ZM178 198V197H177ZM188 198V197H187ZM239 198V197H238ZM261 200V199H260ZM117 201V200H116ZM118 202V201H117ZM241 202V201H240ZM123 203V204H122ZM142 203V202H141ZM146 203V202H145ZM262 203V202H261ZM148 204V203H147ZM233 204V203H232ZM119 205V204H118ZM145 205V204H144ZM149 206V205H148ZM137 207H139V206H137ZM149 208V211H150V213H151V219L153 220H151L152 222H153V224L154 225H156V226H158L159 225V227H164V225H163V221H162V219L161 218H159V219H157L155 216H156V213H157V209H156V206H154V204H152V206L151 207H148ZM147 208V209H148ZM176 208V207H175ZM260 211V210H259ZM121 212V211H120ZM189 212V211H188ZM261 212V211H260ZM118 216V215H117ZM171 218V217H170ZM139 219V218H138ZM137 224V223H136ZM136 226V225H135ZM165 228V227H164ZM120 230V229H119ZM160 230V229H159ZM162 230H163V228H162ZM165 231V230H164ZM168 232V231H167ZM125 234H122V236L125 238V241L127 240V238H126V235ZM137 237L139 236L138 234L136 235ZM139 239V238H138ZM138 239H136V241H138V243H139V240ZM140 250V249H139ZM141 252V251H140ZM138 257V252H137V256H136V259H135V261L133 262V264H137V258ZM149 258V257H148ZM147 263H149V264H157L156 263V261L155 260H153V259H148L147 260Z\"/></svg>", "mask_w": 264, "mask_h": 264}]
</instances>
